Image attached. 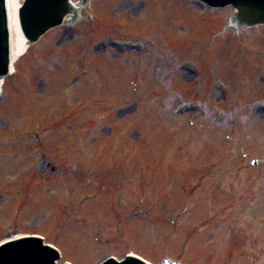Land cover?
<instances>
[{
  "label": "rangeland",
  "instance_id": "obj_1",
  "mask_svg": "<svg viewBox=\"0 0 264 264\" xmlns=\"http://www.w3.org/2000/svg\"><path fill=\"white\" fill-rule=\"evenodd\" d=\"M148 1L93 0L91 8L92 13L99 20L107 23L106 27L113 26L118 28L121 36L124 37L122 39H130L132 36L138 35L153 40L159 33L160 35L164 34V37L170 40L172 47L176 51L174 53L177 57L176 61H178L176 65V69H178L177 80L178 83H183V86L190 83L192 77V74L187 72L189 66L185 64L192 60V56L187 57V52L185 57L180 58L181 56H178L177 52L182 48L179 45L175 46V41L169 35L174 34L178 37L180 33L182 34L180 31L182 28L181 23L186 24L185 26L188 27L187 37L189 39L186 40V48L189 45V40L194 42L195 38L200 39L198 42L200 44L199 49L192 47L187 50L190 53H194L196 50L202 51L205 59H202V57L194 59L197 63L202 66L207 61H220L216 63L217 65L225 62L223 57H226L225 54L230 51L227 49L222 50V40L219 38L214 39L211 43L208 42L211 27H207L202 19L194 15L195 11L193 10L195 8L189 5L186 8L179 5V12L175 10L178 0H169L170 3L166 5L169 12L162 17L168 10L162 15L155 9L153 12H147L150 9L147 4ZM155 2L156 0H152L151 4H155ZM181 8L185 9V11L191 9L193 19L186 17L184 14H189L190 12H183ZM86 13H88V10L83 12L84 18L81 23L74 26L65 25L51 32L37 44L38 46L32 47L35 51L24 55L17 64L16 71L19 72L17 78H14V76L8 79L4 87L3 97L0 100V139H4V137L13 139L10 143H5L4 147H0V176L4 178L6 185H10L9 188H12L15 185L14 182L20 178L22 180L26 178L30 185L28 193L33 198L31 201L36 200V202L20 211V204H25L23 200L25 195L22 196V199L19 198L17 200L15 209H13V201L11 199L0 195V221L5 223L6 226H10L12 232L22 231V233L47 236L48 240L54 245L59 246L63 254V260H71L73 264H96L110 253L119 258L125 254L137 255L153 264H162V261H160L162 258L172 261L176 260L181 264H264V228L262 227L264 223V204L261 202L246 204L243 199L246 193H249L250 198L252 196L262 197L264 193V172L259 173L257 169L248 168V160H243L240 156V151L246 152L250 157L262 156L264 163V115L257 112L254 115V121L247 118L241 126L235 125L236 128L232 131H230L229 127L226 130H222L219 127L220 124H216V131L210 132L208 135H204L203 131L202 133L196 132V136L189 135L186 132L188 130L183 126L177 125L169 117L171 116V102L163 107L160 103L153 102V100H148L145 97V93L148 92L150 86L154 83L152 79L153 64L154 62H159L157 59L149 58L147 54L146 57L142 58L143 62L138 67V69L142 68V73L137 80V84L139 89H142L139 91L140 93L142 91L143 95H140L139 99L133 100V95L129 91L130 84H126L125 78L132 81V70L136 69L133 66L134 58L132 57L134 54L120 55L116 52V49H112L110 47L112 43L110 42L113 40L110 41V39L116 38L119 33L109 29H99L92 36L93 42L104 44L102 45L104 49L107 47L105 51L96 56V61L92 64V67L96 69L93 71L94 76L89 74L87 78L81 77L83 70L87 72L85 62H83L82 70L77 74L78 76L65 77L67 70L70 74L77 72L73 63L74 60L68 61L67 57L70 51H76V45L80 41L79 35H82L83 40L88 35L87 31L90 22L89 18H86ZM227 14V11L215 13L207 16V21L210 22V26L213 24L212 27L214 28L216 20V24H221ZM123 15H130L129 17L137 19L135 22L128 23ZM216 31H218L217 25ZM243 33L242 37V33L239 34V39H235L236 36L229 33L224 36L223 38L226 37L225 47L228 46L232 50L233 47L230 45L234 42L236 45L240 43L245 47L248 54L246 55L250 56L252 61L247 60L242 65V72L238 70L233 79L226 81H229L228 83L232 90L237 91L239 98L247 99L249 102L256 95L253 91H255L256 87L255 80L258 82L259 78L256 69L259 67L260 60L255 52L264 51V28L248 30ZM163 43L164 40H162ZM194 44L192 43L191 45L194 46ZM151 45L154 51L161 53L164 50L153 44ZM248 49L252 51V55L251 51L248 52ZM263 51L260 52L264 54ZM221 53L225 54L222 55ZM233 53V55L229 53V57L235 56L237 60L235 58L234 60L240 62L239 56L241 55L235 50ZM80 54L84 55L81 49ZM229 57L228 65H230V68L217 66L216 77H227L235 69L236 66L234 65H237V63H233ZM162 61L166 65L170 64L164 58ZM252 63L255 67H253L254 70L251 67ZM181 67L183 71L180 72ZM223 69L226 71L222 72ZM214 72L215 69L213 67H207L205 70L206 74H213ZM42 74L45 75L42 77ZM123 74H125L124 81L121 78ZM71 77L73 78L69 85ZM118 78H121V82ZM67 79L68 86H65L64 82ZM133 81L136 82V79ZM14 84H16L15 94L12 91ZM91 84H100L102 88L100 86L98 90ZM134 87L135 85H133ZM109 95L115 98L116 105L106 98ZM168 96L174 102L178 98L174 94H169ZM261 99H264V97ZM185 100L187 103L195 101L187 94ZM213 100L215 101L212 102L218 103V106H222L225 101L223 96L220 97L218 93H214ZM227 105L229 104H224V106ZM70 106L71 109L69 108ZM65 108L70 109L66 113L71 111L77 116H72L73 121L67 124L66 127H60V131L71 130L76 125L78 127L73 128L74 130L66 135L65 141L57 137L54 133V128L50 127L49 132L46 133L42 140V147L44 152L48 154L51 163L60 166L62 171L65 168H62L63 164L59 160L61 157L59 154L68 155L69 148L74 151L72 147L77 149L76 155L78 156L77 160L75 161L74 158L72 162L78 167V163L83 165L82 169L93 170L91 179L88 182L90 188L87 191L89 193L87 196L96 195V186H102L103 192H100V188H98L100 193L97 201L86 203L84 206H80L75 199V196H81L86 191L79 181L72 179L60 182L61 185L68 186L66 187L55 184L64 175L51 177L50 181L52 184L50 182H40L35 178L33 169L38 165L41 154L38 152L32 153L31 147L33 143L39 142V139L32 134L24 141V133L27 131L39 133L48 127L50 125L48 123L53 122L55 117H59L61 111V114H63ZM176 108L178 113L195 110L194 107H186L181 104H177ZM93 109H96V111L93 112ZM98 111L99 114H97ZM2 128L5 129L6 133L2 132ZM77 128H81V130H75ZM172 134L177 135V140L180 139L179 141L181 142L174 143L173 139L168 136ZM227 135L231 139H226ZM185 137L188 140L191 138V145H188L190 142L186 141ZM77 138L79 140L74 143H80L88 148L90 157L81 154L78 148L71 143L72 140ZM244 139L247 140L244 141ZM167 141L171 142L170 145L168 144L169 142L167 143L168 145L166 144ZM12 142H14L15 146L10 148L6 146ZM180 143L186 145L178 146ZM210 143L214 146L211 147ZM177 146L178 151L183 148L186 151L190 150L187 156L194 154V150H192L194 147L201 146L203 149H206L204 148L206 146L211 147L213 152L211 158L206 159L196 151L197 155H201L203 162L199 161V164H196L195 167H199L202 164L209 166L213 162L218 166L214 170L217 178L213 179L216 180V191L213 192V198H216L215 208H211L209 204L201 203L202 216L201 213L193 211L190 213V217L188 214L182 217V221L176 226V233L171 235V231L166 229V238L157 229V226L146 218L122 222V231L123 228L125 230L120 235L114 233L105 235V231L109 233L112 230L110 224L107 225V228L97 224V230L102 231L100 228L104 230V235L103 233L99 235V241L104 242L105 246L103 247L99 243L95 245V238H98V236L95 237L94 224L98 220L101 223L108 222L111 218L109 213H111L116 203L121 204L118 208L122 210L127 211L133 208L142 216L146 214V204L143 203L140 209H137V205L132 207L131 204L134 205V202H136L137 195H134L135 193L148 190L151 188L148 185L149 182L154 183L156 180L148 177L139 179L141 173L137 172L149 171L148 165L152 163L157 164L158 172L161 169H165L170 162L174 163L172 154L167 156L169 149H172V147L173 149L177 148ZM166 147L169 149H166ZM231 147L234 153L236 152L235 155L230 152ZM163 149H166L165 155ZM136 150H139L141 154L133 153ZM96 159L100 160L98 162L104 161L103 164L97 165L95 163ZM184 167L183 164L179 168H175V175L172 177L173 183L176 179V174L182 172L185 169ZM71 169L73 168H70L68 172L77 173L76 170ZM261 170H264V168ZM129 174H131V177L126 179V175ZM259 175L262 176L261 179ZM135 176L138 177L135 178ZM79 179L82 180V178ZM206 180L207 178H205L204 182ZM225 186L231 187L227 193H224L223 190ZM52 187H54L55 205L48 206V209L45 208L44 204H40L41 202L39 201L46 200L45 196L51 195L50 189ZM120 190L125 193L117 195L116 193ZM164 190L169 196L174 195L176 191L175 187L171 188L167 184L162 183L161 185L157 182L151 188L150 197L155 199ZM176 193L178 194L177 197L183 199L180 193ZM181 194L184 196L183 193ZM208 195H211V191L208 192ZM63 199L69 203L64 210L56 205V202H63ZM88 201H91V199L87 198L85 202ZM6 203L9 206V213ZM113 204L115 205L113 206ZM178 204L180 203L175 202V200L172 201L173 206H178L176 208L181 207ZM233 206L238 209H234ZM134 210L133 213L137 214ZM52 213L58 214H54V220L51 219ZM63 215L69 217L75 215L81 221V224L77 225L80 229L76 230L72 226L67 227L64 239L59 243L58 238L63 232L60 217ZM215 215L216 217H214ZM83 216L89 218V220H86L87 218L84 219ZM217 216L220 219H216ZM200 220L206 222L207 231H203L200 235H191L186 238L185 233L192 227L193 223L197 224ZM111 223L114 222L112 221ZM115 226L119 227L120 225L115 223L113 227ZM170 235L174 237L172 240H169ZM48 240L47 242H50ZM183 240L188 242L189 245L186 252L182 251L183 245L181 243ZM257 245L260 246V249H257L256 252L255 248L258 247Z\"/></svg>",
  "mask_w": 264,
  "mask_h": 264
},
{
  "label": "water",
  "instance_id": "obj_2",
  "mask_svg": "<svg viewBox=\"0 0 264 264\" xmlns=\"http://www.w3.org/2000/svg\"><path fill=\"white\" fill-rule=\"evenodd\" d=\"M62 1L63 0H59ZM209 3L216 5V0H207ZM230 1V0H227ZM51 4V3H50ZM49 3H44L42 0H30L26 7L25 12L33 13L37 18H43L48 14V5ZM247 7V4H245ZM60 15L64 13V10L59 12ZM247 17L249 19H255L258 15L264 17V7L255 9V12H247ZM60 17V16H59ZM58 17V18H59ZM53 21H49V24H52ZM42 23L43 29L45 25ZM54 24L56 22L54 21ZM0 34L3 36V23H2V12H1V0H0ZM3 48L0 46V71L3 69L2 56ZM57 258L55 253L51 252L48 249L42 248L39 244L33 241L22 242L20 244L15 243L14 245L4 247L0 250V264H53V261ZM107 264H114L109 262Z\"/></svg>",
  "mask_w": 264,
  "mask_h": 264
},
{
  "label": "bare ground",
  "instance_id": "obj_3",
  "mask_svg": "<svg viewBox=\"0 0 264 264\" xmlns=\"http://www.w3.org/2000/svg\"><path fill=\"white\" fill-rule=\"evenodd\" d=\"M5 1H6V13L8 18V27H9V42H10V56H11L10 61L11 64H13L24 54L27 44L21 33L18 22V9L20 7L19 1L18 0H5ZM12 71H13V66H11V72Z\"/></svg>",
  "mask_w": 264,
  "mask_h": 264
}]
</instances>
